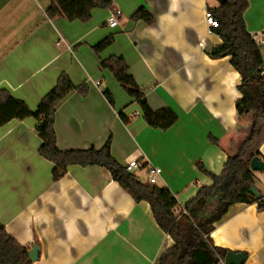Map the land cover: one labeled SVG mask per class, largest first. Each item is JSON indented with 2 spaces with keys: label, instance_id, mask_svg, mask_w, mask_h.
I'll use <instances>...</instances> for the list:
<instances>
[{
  "label": "crops",
  "instance_id": "crops-1",
  "mask_svg": "<svg viewBox=\"0 0 264 264\" xmlns=\"http://www.w3.org/2000/svg\"><path fill=\"white\" fill-rule=\"evenodd\" d=\"M51 1L0 0V88L36 109L62 72L76 85L86 83L87 95L73 91L56 110L58 147L102 148L111 137L112 154L122 165L134 158L144 163L142 181L148 182L151 166L161 167L156 184L168 186L183 209L202 185L213 183L198 161L220 174L228 145L252 125L251 115H237L240 74L229 57L208 55L222 39L209 27L206 11L220 2L114 0L94 8L83 22L48 17ZM248 1L246 26L264 56V0ZM141 6L154 16L152 24L132 19ZM114 8L122 15L110 27ZM112 33L114 42L97 55L92 45ZM112 55L125 57L153 109L178 113L172 127H150L113 73L100 69L101 58ZM104 89L113 93L115 105ZM122 110L128 121L119 115ZM37 123L27 117L0 126V222L21 244L40 246L33 264H158L174 241L150 204L135 201L99 165L72 164L54 181V163L39 154ZM263 137L258 145L264 157ZM254 172L264 194V172ZM215 227V245L247 253L244 264H264V210L256 203L233 204Z\"/></svg>",
  "mask_w": 264,
  "mask_h": 264
},
{
  "label": "trees",
  "instance_id": "trees-1",
  "mask_svg": "<svg viewBox=\"0 0 264 264\" xmlns=\"http://www.w3.org/2000/svg\"><path fill=\"white\" fill-rule=\"evenodd\" d=\"M114 0H52L46 8L48 17L63 15L68 20L86 22L91 19L94 8H107ZM249 6L248 0H227L217 7H209L219 26L213 31L222 43L208 51L212 58L229 57L230 63L240 74L241 82L237 88L241 97L236 101L238 118L252 116L248 136L238 150L228 153V159L220 174L209 171L201 161L198 168L212 179L211 185H202L196 195L179 210V201L171 189L142 181L137 175L127 171L112 154L111 137L102 148L62 150L57 145L55 130L56 110L60 103L73 91L88 94V85H76L68 73L62 72L55 86L41 99L36 109L30 108L26 101L16 98L8 89L0 88V126L12 119L34 117L36 130L42 139L39 154L54 163V181L61 179L72 164L82 166L99 165L108 169L112 178L124 188L135 201L150 204L156 222L169 234L174 244L160 257L158 264H225V257L231 249L215 245L212 232L215 223L236 203L257 204L259 211L264 210V194L260 197L251 193L256 183L255 172L250 168L253 156L264 157L259 151V141L255 148L260 126L264 124V56L258 39L249 32L244 13ZM134 21L154 22V16L141 6L133 15ZM115 35L109 34L92 45L97 55L110 46ZM100 69H109L127 94L141 108L146 123L152 127L167 130L179 119L170 107L155 110L151 107L145 90L139 86L130 72V66L123 56L112 55L101 58ZM104 95L111 105H115L113 93L104 89ZM119 115L124 121L128 117L124 111ZM264 138V137H263ZM213 143L218 140L210 137ZM179 210V211H178ZM30 245L21 244L0 222V264H33L29 255Z\"/></svg>",
  "mask_w": 264,
  "mask_h": 264
},
{
  "label": "built area",
  "instance_id": "built-area-1",
  "mask_svg": "<svg viewBox=\"0 0 264 264\" xmlns=\"http://www.w3.org/2000/svg\"><path fill=\"white\" fill-rule=\"evenodd\" d=\"M122 15V12L118 8H114L109 16L108 23L110 27H116L119 25V20ZM206 20L209 24L211 30L219 26V22L213 16L212 12L209 10L206 11ZM144 163L139 158H134L129 160L124 166L126 167L127 171L134 173L136 170L142 168ZM162 173V168L156 165H153L148 170L149 183L156 184L158 176Z\"/></svg>",
  "mask_w": 264,
  "mask_h": 264
},
{
  "label": "water",
  "instance_id": "water-1",
  "mask_svg": "<svg viewBox=\"0 0 264 264\" xmlns=\"http://www.w3.org/2000/svg\"><path fill=\"white\" fill-rule=\"evenodd\" d=\"M220 4L225 3L227 0H218ZM250 168L252 171H263L264 172V159H262L260 156L255 155L250 160ZM250 191L252 194H254L257 197L261 196L260 191L256 187V185H253L250 188ZM40 246L38 244H35L32 249L29 251V255L32 259V261H36L40 256ZM247 259V253L245 252H235L230 251L225 257V264H244Z\"/></svg>",
  "mask_w": 264,
  "mask_h": 264
},
{
  "label": "rangeland",
  "instance_id": "rangeland-1",
  "mask_svg": "<svg viewBox=\"0 0 264 264\" xmlns=\"http://www.w3.org/2000/svg\"><path fill=\"white\" fill-rule=\"evenodd\" d=\"M242 131L243 132H240V134H239L238 137L236 136L235 138H233L232 141H231V144L228 145L229 150H230V153H232V154H234L237 151L239 145H241L242 142H239V141L241 139L245 138L246 136H248V133H249V129L248 128H246V130H242ZM263 136H264V133L258 134L256 141L252 144L253 145L252 146L253 148L256 147L257 142L259 141L260 137H263ZM137 171L139 172L140 179L141 180L144 179L145 176L142 175V174H144V172L141 171V169H138ZM257 184L260 186V183L257 182Z\"/></svg>",
  "mask_w": 264,
  "mask_h": 264
}]
</instances>
